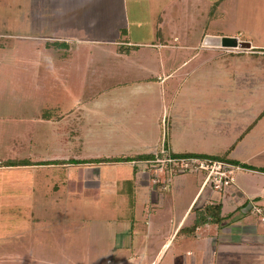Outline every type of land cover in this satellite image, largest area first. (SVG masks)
<instances>
[{
	"label": "rangeland",
	"instance_id": "rangeland-1",
	"mask_svg": "<svg viewBox=\"0 0 264 264\" xmlns=\"http://www.w3.org/2000/svg\"><path fill=\"white\" fill-rule=\"evenodd\" d=\"M168 1L0 0V160L140 152L152 137L149 148H159L170 116L183 112L219 114L208 121L229 138L262 115L264 11L252 0H199L178 10L179 32L168 40L156 33ZM166 40L171 54L158 44ZM135 170L117 162L0 167V264L132 262L135 249L155 243L134 232V179L121 178ZM122 183L123 196L112 190ZM115 246L123 253L114 257Z\"/></svg>",
	"mask_w": 264,
	"mask_h": 264
},
{
	"label": "crops",
	"instance_id": "crops-1",
	"mask_svg": "<svg viewBox=\"0 0 264 264\" xmlns=\"http://www.w3.org/2000/svg\"><path fill=\"white\" fill-rule=\"evenodd\" d=\"M171 1H168V5L160 7L165 17L159 16V29L156 30V33L160 34L163 29V34L168 40L170 36L178 35L179 31L175 29L176 23L172 22L178 16V10L185 15L184 12L193 11L198 7L197 1L199 0H187V7L178 9H172ZM203 2L206 4L205 0ZM250 4L256 10L264 11V0L260 2L252 0ZM174 6L177 7V5ZM167 7L172 10L168 16L166 15ZM168 40L158 44L167 46L168 53L171 54L169 47L171 48L173 43H169L171 41ZM243 42L250 43L245 40ZM222 43L226 45L233 42L223 41ZM151 78L153 77H146L147 80ZM260 114L255 113L250 124L241 127L239 133L229 132V138L222 133L221 126L214 129L212 121H208L219 118V114L183 112L171 115L168 133L165 134L167 140L159 148L163 147L170 152L178 153L195 152L206 155L226 153V157L232 162L264 166V130L260 131L259 128L263 126L264 113ZM247 127L249 128L245 130ZM150 139L151 142L147 140V143H144L147 149L145 151L111 155L151 152L158 149L149 148L158 142L157 137ZM233 143L234 145L231 146ZM116 162L127 163L137 169L135 170L137 172L127 173L129 177L121 178L130 179L132 177L134 179V201L138 206L135 222L137 225H135L134 232L141 239L151 238L152 233L153 242H155L152 248L150 245L147 246L150 249L143 250L139 248L140 246L135 249L130 255L132 262L129 264H264V171L240 166L239 170L234 173L231 184L223 190H216L210 185H203L202 173L175 170L173 174L168 175L166 187L163 188L160 183L152 182V173L145 160ZM20 166L30 165L0 167ZM91 178L97 181V185L99 184L95 176ZM89 183L92 184V181L88 180ZM123 185L124 183L121 188L117 187L112 190L122 196L126 195ZM108 190L109 188H104L102 191L108 192ZM206 204L221 206V221L207 219L196 225L194 229L187 231L186 227L193 225L198 215L204 213ZM206 217L210 218L209 215ZM174 242L176 243L171 249ZM113 251L114 257L123 253V249L119 246H115ZM109 259L108 257L107 260ZM111 264L126 263L123 259H116L111 261Z\"/></svg>",
	"mask_w": 264,
	"mask_h": 264
},
{
	"label": "built area",
	"instance_id": "built-area-1",
	"mask_svg": "<svg viewBox=\"0 0 264 264\" xmlns=\"http://www.w3.org/2000/svg\"><path fill=\"white\" fill-rule=\"evenodd\" d=\"M154 156L145 159L148 168L152 173V182L166 187L168 175L175 170L199 172L203 174V185H210L216 190L227 188L238 168L232 162L202 156H174L168 149L158 148L152 151ZM259 209V208H258Z\"/></svg>",
	"mask_w": 264,
	"mask_h": 264
},
{
	"label": "trees",
	"instance_id": "trees-1",
	"mask_svg": "<svg viewBox=\"0 0 264 264\" xmlns=\"http://www.w3.org/2000/svg\"><path fill=\"white\" fill-rule=\"evenodd\" d=\"M219 1L214 2L209 10L208 17L206 22H208L210 19L214 17L213 11L215 9V6L217 5ZM225 43L227 42H234L233 37H225L223 39ZM61 42V41H60ZM60 42H57V40H52L51 44H59ZM41 117L47 116L46 114L39 115ZM50 118V117H49ZM249 127H247L245 130H247ZM234 143L231 145L233 146ZM171 154L174 156H189V155H195V156H202V157H212V158H218V159H223L229 162H232L231 160H228L226 157V153L220 154V155H206V154H201V153H195V152H172ZM154 154L153 152H143V153H135V154H120V155H109V156H94V157H68V158H45V159H33L30 157H19V156H14L6 159L0 160V166H17V165H37V164H65V163H85V162H116V161H127V160H145L148 158L153 157ZM232 163H237L240 165H244L247 168H252V169H257V170H262L264 171V166H254L250 165L244 162H232ZM221 211V206L219 204H206L204 206V213H200L201 215H198L195 223L191 225L190 227H186L187 231H190L191 229H194L196 225H198L201 222H204L207 219H210L212 221L219 222L222 219V216L220 214ZM206 217V216H208Z\"/></svg>",
	"mask_w": 264,
	"mask_h": 264
},
{
	"label": "water",
	"instance_id": "water-1",
	"mask_svg": "<svg viewBox=\"0 0 264 264\" xmlns=\"http://www.w3.org/2000/svg\"><path fill=\"white\" fill-rule=\"evenodd\" d=\"M234 38V44L233 45H237V43H236V38L235 37H233ZM236 43V44H235ZM241 47H250V43L249 42H244L243 44H239Z\"/></svg>",
	"mask_w": 264,
	"mask_h": 264
}]
</instances>
